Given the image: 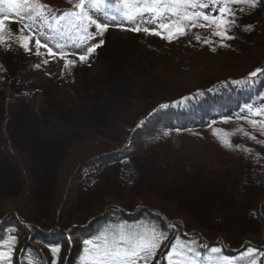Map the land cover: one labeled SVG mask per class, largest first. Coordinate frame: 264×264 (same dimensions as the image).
Instances as JSON below:
<instances>
[{
    "label": "rangeland",
    "instance_id": "374dc122",
    "mask_svg": "<svg viewBox=\"0 0 264 264\" xmlns=\"http://www.w3.org/2000/svg\"><path fill=\"white\" fill-rule=\"evenodd\" d=\"M79 2L41 0L49 6L48 16L56 18L80 12L75 7ZM17 9L27 11L23 0L0 4V19L9 18L3 34L9 36L8 28L17 33L8 39L10 47L0 45V222L12 215L41 236L20 243L0 240V252L11 249L0 264H11L14 254L29 244L53 263L63 262L74 240L64 232L62 241L51 242L55 225L85 233L93 218L116 210L135 218L146 207L200 234L209 243L203 247L209 255L217 244L238 258L253 248L244 263L258 264L264 235L259 218L264 211L258 210L264 202V117L251 115L245 106L264 107V74L247 79L264 67V4L238 13L232 39L211 35V27H197L171 41L166 29H157L165 38L125 30L135 25L106 20L104 14L112 10L101 7L90 14L110 26L82 48L75 46L74 25L86 20L50 19L45 24L37 19L33 39L22 41L19 30L31 21L17 22ZM120 23L123 27L116 26ZM205 37L211 42L204 43ZM36 39L47 47L37 49ZM101 40L83 62L71 54H83ZM22 42L31 50L21 47ZM48 48L56 54L50 55ZM60 53L66 54L64 59ZM66 60H75V66L65 68ZM185 102L196 111L193 118L160 130L148 142L129 140L145 117L158 109H167L171 118L179 116L176 105ZM244 116L261 124L238 118ZM213 129L219 130L216 135ZM226 132L233 134L226 137ZM225 138L232 148L221 143ZM122 150L124 160L88 165ZM89 239L83 237L96 242ZM59 244L65 246L57 248ZM86 247L91 250L84 242L81 257ZM188 247L199 253L195 244ZM166 261L170 264L168 256Z\"/></svg>",
    "mask_w": 264,
    "mask_h": 264
},
{
    "label": "snow or ice",
    "instance_id": "6c2138e0",
    "mask_svg": "<svg viewBox=\"0 0 264 264\" xmlns=\"http://www.w3.org/2000/svg\"><path fill=\"white\" fill-rule=\"evenodd\" d=\"M17 0H0V4L9 3L15 4ZM23 3L27 9H17L16 14L20 18L19 21H31V23H24L19 30L18 38L22 41H31L33 39V25L37 19L47 24L50 19H55L57 22L69 18V23H72L73 18L76 20H86L87 23H77L74 26L78 29V43L76 47H83L89 39H94L96 35H103L104 31L110 26L108 23H100L99 20L90 14V11L95 10L97 13L101 7L111 9V13H105L104 18L106 20L126 21L129 24L135 25L134 27L127 28L125 30L139 32L144 31L154 35L163 36L162 31L157 29H166L169 32L167 39L178 38L181 35H187L192 28H213L211 35L220 37L221 39L234 38L230 33L234 26H237L238 13H244L255 9L258 5L264 4V0H118L116 4H112L110 0H80L75 5L80 9V12H65L59 18L49 17L47 14L48 5L41 3V0H23ZM232 5H244L246 7L235 8ZM8 17L0 19V45L6 48L11 45L8 43V39L17 33L13 32L11 28L7 31L9 36L6 38L3 34L5 31V21ZM203 21V22H202ZM141 23L154 24L155 28L141 27ZM94 26L96 31L89 32V27ZM118 27H123V23L117 24ZM252 25H248L246 30H251ZM27 31V35H24ZM195 39L201 41V36L195 34ZM204 43H210L211 41L205 37ZM37 49L41 47H47L46 44H42L39 39L35 40ZM103 43V40L99 44L92 45L83 49V54L76 52L72 55L78 56L81 62L88 59L89 55ZM26 51L31 49L28 47V43L22 42L20 44ZM50 55L53 53L51 48H48ZM39 55V51L36 53ZM61 59H64L66 54L60 53ZM75 60H66L65 68L75 66ZM38 67V65H37ZM258 74H264V69L258 68L254 72L250 73L249 80L252 77H256ZM161 107H167L162 105ZM247 112L253 116L264 117V107H255L253 105H246ZM243 111V110H242ZM239 119H245L253 126L261 124V121L249 119L247 116L238 117ZM227 122V121H225ZM143 123V122H141ZM216 129H213V134L216 135ZM245 136H249L251 139H255L248 132H244L240 129ZM169 133L165 132L167 136ZM233 133H225L226 137H230ZM221 143L228 148H232L233 144L230 138L221 140ZM236 148H240V145H235ZM248 152L249 149H244ZM168 233L162 231L159 226L145 225L143 228H130L126 227L122 223L115 225H109L102 230L96 237V242L86 241L85 243L91 245L89 248L84 249V255L81 257L82 264H138L140 260H144L145 264L149 258H154L156 250L159 249L161 242L167 238ZM10 241L14 242L16 237L9 236ZM0 240H3L0 237ZM7 242V241H5ZM194 242V241H193ZM188 241H181L178 237L174 240L169 248L168 259L170 264H201V256L205 264H231V258L225 257L221 253L220 248L212 247L209 255L206 251L204 254L195 253V250L188 247ZM207 248V246H205ZM58 251V249L54 250ZM254 251L253 248H248L246 252L240 254V259L243 261L245 258L251 256ZM194 253L193 255H189ZM11 254V249L6 254L0 252V257ZM264 255V253H261ZM255 264V261H252Z\"/></svg>",
    "mask_w": 264,
    "mask_h": 264
},
{
    "label": "trees",
    "instance_id": "16d2710c",
    "mask_svg": "<svg viewBox=\"0 0 264 264\" xmlns=\"http://www.w3.org/2000/svg\"><path fill=\"white\" fill-rule=\"evenodd\" d=\"M179 116H175L171 118L168 114L167 109H158L154 112L153 116L145 117L138 126L134 127L129 135V140L135 143H145L150 141L155 137V135L163 129L171 128L173 126H177L180 122H186L194 117L196 111L191 107L189 102H185L184 104L177 103L176 105ZM183 116V117H182ZM182 119H179L181 118ZM127 158V153L125 150L120 152H115L106 156H102L92 161L89 166L92 165H100L104 163H114ZM258 210L261 213L264 211V202L258 206ZM259 213V214H260ZM259 218L264 222V218L262 215H259ZM117 223H122L127 225V227L133 228H143L145 225H156L162 231H166L168 233L167 238L164 239L166 241H162L159 249L156 250V255L154 258H149L147 264H167L166 258L168 256L169 248L171 244L178 237L181 241H188L190 245L195 244V246L199 249V253L204 254L206 250L203 248L206 245H209L207 241H205L200 234L191 233L187 231L185 225H180L176 221H170L165 218L163 212L155 213L149 207L142 209L140 212L136 214L135 218H127L126 215L121 210H116L111 212L109 216H99L91 219L86 226L87 231L83 233L79 230L74 229H66L55 225L51 229V242H60L63 239V234L66 232V236H68L69 241H73V247L71 250V254L67 255L63 262L56 261L53 263L50 257L41 256L39 251L32 247L30 244L23 246L18 254H14V257L11 259V264H79L81 261V252H82V244L86 241H83V237L86 236L92 240L98 236V234L107 228L109 225H115ZM10 230L11 235H7V232ZM9 236L16 237L15 241L17 243L24 242L26 240L31 241L30 239H36L41 236L36 228L28 225L26 223H22L14 216H6L1 219L0 222V237L3 239L9 238ZM261 244H258L259 250L261 253H264V235L261 237ZM194 241V242H193ZM47 247H52L50 245H46ZM65 246L64 244L56 245V247L60 248ZM216 248L221 249V253L223 256L231 258L233 262L239 264H245L244 260L241 261L240 258L236 257L235 253L229 252L225 246L223 245H213ZM261 247V248H260ZM208 248V247H207ZM259 256L258 264H264V255ZM41 259L39 263L34 262L31 259ZM145 264V263H143Z\"/></svg>",
    "mask_w": 264,
    "mask_h": 264
},
{
    "label": "water",
    "instance_id": "95a60500",
    "mask_svg": "<svg viewBox=\"0 0 264 264\" xmlns=\"http://www.w3.org/2000/svg\"><path fill=\"white\" fill-rule=\"evenodd\" d=\"M259 68H261V69H264V67H259ZM258 69V68H257ZM256 70V69H255ZM255 70H253L252 72H254ZM251 72V73H252ZM261 74H258L256 77H252L251 79H255V78H257L258 76H260ZM249 76H250V74H248V76H247V79H249Z\"/></svg>",
    "mask_w": 264,
    "mask_h": 264
},
{
    "label": "bare ground",
    "instance_id": "6f19581e",
    "mask_svg": "<svg viewBox=\"0 0 264 264\" xmlns=\"http://www.w3.org/2000/svg\"><path fill=\"white\" fill-rule=\"evenodd\" d=\"M134 175V174H133ZM130 176H132V175H130Z\"/></svg>",
    "mask_w": 264,
    "mask_h": 264
}]
</instances>
